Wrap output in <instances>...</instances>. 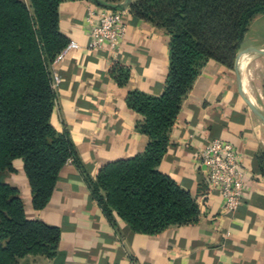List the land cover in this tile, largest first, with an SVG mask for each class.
Segmentation results:
<instances>
[{
    "label": "crops",
    "instance_id": "crops-1",
    "mask_svg": "<svg viewBox=\"0 0 264 264\" xmlns=\"http://www.w3.org/2000/svg\"><path fill=\"white\" fill-rule=\"evenodd\" d=\"M133 1L116 4L127 23L116 52L89 48L90 14L104 0L60 5V29L80 47L52 63L53 74L60 76L52 123L70 132L94 179L105 165L145 150L148 136L139 129L143 116L128 106L127 96L133 90L161 95L169 75L171 35L133 16ZM248 32L241 48H263L264 42L247 40ZM115 65L130 71L123 85L113 75ZM239 69L244 93L264 113V54H243ZM168 136L170 146L159 168L196 198V222L158 234L135 232L117 211L111 217L104 213L85 173L72 161L62 168L47 207L36 209L23 161L17 159L16 170L3 180L19 188L30 219L61 230L54 258L30 254L20 264H264V122L240 93L236 68L208 61L183 97ZM217 138L232 142L243 159L247 195L235 211H226L221 194L209 190L201 166L202 151Z\"/></svg>",
    "mask_w": 264,
    "mask_h": 264
},
{
    "label": "trees",
    "instance_id": "trees-1",
    "mask_svg": "<svg viewBox=\"0 0 264 264\" xmlns=\"http://www.w3.org/2000/svg\"><path fill=\"white\" fill-rule=\"evenodd\" d=\"M63 1L0 0V264H20L30 254L54 258L61 238L59 227L30 219L19 188L3 180L17 159L36 209L47 207L62 168L72 161L104 213L117 211L135 232L158 234L196 222V198L159 168L170 146L168 132L201 68L214 60L234 69L252 19L264 13V0H134L133 16L171 35L167 84L158 96L128 93V106L143 116L139 129L148 143L143 152L102 167L94 179L70 132L52 123L51 67L70 42L60 29ZM104 1L103 7L118 8L122 0ZM113 75L123 85L130 71L115 65Z\"/></svg>",
    "mask_w": 264,
    "mask_h": 264
},
{
    "label": "built area",
    "instance_id": "built-area-1",
    "mask_svg": "<svg viewBox=\"0 0 264 264\" xmlns=\"http://www.w3.org/2000/svg\"><path fill=\"white\" fill-rule=\"evenodd\" d=\"M124 16V10L113 7H102L97 12H92L89 18V48L113 52L119 50L127 31ZM79 47L77 41L71 40L55 61L64 59L72 49ZM59 82L60 76L54 75V86ZM200 160L209 190L221 194L226 211L237 210L246 198L247 183L243 159L236 146L221 138L214 139L205 146Z\"/></svg>",
    "mask_w": 264,
    "mask_h": 264
},
{
    "label": "water",
    "instance_id": "water-1",
    "mask_svg": "<svg viewBox=\"0 0 264 264\" xmlns=\"http://www.w3.org/2000/svg\"><path fill=\"white\" fill-rule=\"evenodd\" d=\"M128 4H125V6H127ZM247 53H260V54H264V48H260V47H249L246 48L244 50H241L238 55H237V59H236V71L238 74V81H239V90L240 93L242 94V96L245 98L247 104L249 105V107L251 108V110L253 111V113L264 122V113L259 109V107L244 93V90L242 88V80H241V73H240V69H239V60L240 57L243 54H247Z\"/></svg>",
    "mask_w": 264,
    "mask_h": 264
},
{
    "label": "rangeland",
    "instance_id": "rangeland-1",
    "mask_svg": "<svg viewBox=\"0 0 264 264\" xmlns=\"http://www.w3.org/2000/svg\"><path fill=\"white\" fill-rule=\"evenodd\" d=\"M28 1V0H25ZM258 17H256L254 20L252 19L251 26L249 27V32L247 34V40H256V41H261L264 42V13H260ZM264 48V46H262ZM241 48V50L246 49ZM240 50V51H241ZM239 51V52H240Z\"/></svg>",
    "mask_w": 264,
    "mask_h": 264
},
{
    "label": "bare ground",
    "instance_id": "bare-ground-1",
    "mask_svg": "<svg viewBox=\"0 0 264 264\" xmlns=\"http://www.w3.org/2000/svg\"><path fill=\"white\" fill-rule=\"evenodd\" d=\"M247 65H248V61H247V60H244V61L242 62V67H244V70L246 69ZM248 77H249V74H248ZM246 86H247V85H246Z\"/></svg>",
    "mask_w": 264,
    "mask_h": 264
}]
</instances>
